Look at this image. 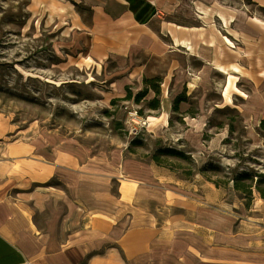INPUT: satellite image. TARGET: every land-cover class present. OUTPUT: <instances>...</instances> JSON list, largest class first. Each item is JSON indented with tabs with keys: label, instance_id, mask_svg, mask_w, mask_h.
<instances>
[{
	"label": "crops",
	"instance_id": "obj_1",
	"mask_svg": "<svg viewBox=\"0 0 264 264\" xmlns=\"http://www.w3.org/2000/svg\"><path fill=\"white\" fill-rule=\"evenodd\" d=\"M26 1L33 15L61 30L90 59L129 63L140 79L161 75L166 98L149 107L147 127L168 129L171 113L188 114V101L172 110L179 93L188 97L195 88H214L224 106L238 111L248 137H256L264 119V0ZM73 2L89 10L87 18ZM146 96L155 93L149 88ZM235 96L242 103L235 105ZM203 112L197 106L193 117L182 118L197 137L206 126ZM27 130L0 118V264H264L263 232L235 233L233 220L219 229L213 208L188 206L176 190H170L174 201L161 193L160 209L179 210L163 215L164 224L155 208H123L116 200L110 209L84 204L75 185L91 179L90 154L76 158L73 150L59 151ZM225 136L214 133L211 148ZM94 176L105 189L106 175ZM217 191H211L215 198Z\"/></svg>",
	"mask_w": 264,
	"mask_h": 264
},
{
	"label": "rangeland",
	"instance_id": "obj_2",
	"mask_svg": "<svg viewBox=\"0 0 264 264\" xmlns=\"http://www.w3.org/2000/svg\"><path fill=\"white\" fill-rule=\"evenodd\" d=\"M80 10L87 18L89 10L84 6ZM67 39L61 30L33 15L26 0H0V118L16 128H28L31 135L48 139L59 151L73 150L76 158L90 154L91 179L75 185V194L84 204L109 208L116 200L122 202L123 208H155L157 222L163 223V215L179 210L176 205L160 209L161 193L166 194L167 201H174L170 190H176L177 197L188 206L197 202L202 208H213L219 229L233 220L235 233H264V198L253 189L249 201L238 195L231 182L223 183L227 176L242 170L264 173V138L257 132L254 139L248 137L237 117L232 121L235 131L229 136L226 123L238 113L233 105L224 106L214 88H195L187 103L194 111L197 106L204 108L206 126L200 137L186 129L182 118L189 115L185 112L171 113L168 129L149 126L131 133L125 106L136 108L143 116H153L147 96L139 102L121 99L127 93L126 86L132 94L141 90L143 78L134 75L129 63L112 58L103 62L90 59L82 50L70 46ZM186 60L196 65L191 58ZM130 71L135 77H130ZM147 75L143 77H150ZM213 78L220 76L213 74ZM164 89L167 91L168 86ZM165 98L159 95L160 100ZM242 101L241 97L233 98L235 105ZM217 132L226 136L213 149L209 142ZM206 135L209 138L204 139ZM135 137L140 138L142 145H133L134 152H128L127 146ZM226 137L231 139L225 143ZM157 147L185 151L194 168L208 163L218 168L204 173L192 169L187 177L186 161L173 159L169 167L151 161L148 156ZM46 148L50 150V144ZM98 171L106 175L105 189L94 176ZM207 178L220 181V186ZM215 187L216 198L211 193ZM187 212L189 217L192 210ZM203 216L204 221L210 220L209 212ZM123 217L127 218V214Z\"/></svg>",
	"mask_w": 264,
	"mask_h": 264
},
{
	"label": "trees",
	"instance_id": "obj_3",
	"mask_svg": "<svg viewBox=\"0 0 264 264\" xmlns=\"http://www.w3.org/2000/svg\"><path fill=\"white\" fill-rule=\"evenodd\" d=\"M73 4L78 10H80L81 6L79 4L75 2H73ZM159 82H160V78L157 76L151 77V78L144 77L143 78L144 86L141 90H139L135 94H132V92L129 91L128 87L126 86L127 93L121 99H126V100L132 99L134 102H139L147 94L148 89L150 88L154 91L155 96L152 99L147 101V105L148 107L153 108V109L157 108L159 106L158 95L160 94ZM181 101H188V97L186 96L184 91L176 95V97L174 98L173 104H172L173 111H178V104ZM233 110H230V111H233ZM187 112L192 117L195 115L194 110L190 109ZM138 113L140 112L138 111ZM235 117L240 118V115L238 113L233 114V118H230L231 120L226 123V125L228 126V132H229L230 137L235 131L234 130L235 126L233 125V122H232ZM222 126L223 124L220 125V127ZM243 130H244V127H243ZM256 132L260 137L264 138V119H261L259 121V124L256 128ZM206 136L204 137V139L209 138V135L207 137ZM230 137H226L223 140V142L225 143L229 142V140L231 139ZM133 145H142V141L140 140V138L135 137L130 140L129 145L127 146L128 152H132V153L134 152ZM148 157L155 164L159 166H167V167L171 165L170 162H172L173 159L179 163H181L182 161H186L188 163L187 167H189V170H187V172H184V173L185 175H187V177L188 175L193 173V172H190V170L192 171V169L194 170L196 169V171L199 173H204L205 170H208V169L216 170L218 168V167H215L211 163H208L207 166L204 165L199 168H194V164L192 162V159L190 158V155L187 154L185 151L181 149H177L175 147H157L153 152L149 154ZM226 178H227L226 181H223V183L231 182L232 187L234 188V190L238 193L240 197H246L247 200L250 201V198L252 197L251 196L252 190L256 189L259 192L260 196L264 198V188L261 187V185H264V173L252 174V172L250 173V172H247L246 170H242L236 173L235 175L231 177L227 176ZM207 179L213 182L216 186H220L221 184L220 181L212 180L210 178H207ZM245 204L248 205V202H245Z\"/></svg>",
	"mask_w": 264,
	"mask_h": 264
},
{
	"label": "built area",
	"instance_id": "obj_4",
	"mask_svg": "<svg viewBox=\"0 0 264 264\" xmlns=\"http://www.w3.org/2000/svg\"><path fill=\"white\" fill-rule=\"evenodd\" d=\"M126 109V123L130 127L129 130L134 133H136L138 128L142 127H147L149 122L148 119L140 115L136 108L133 107H127L125 106Z\"/></svg>",
	"mask_w": 264,
	"mask_h": 264
}]
</instances>
